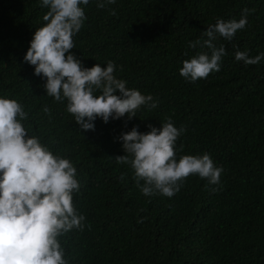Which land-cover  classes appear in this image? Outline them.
I'll return each mask as SVG.
<instances>
[{
    "label": "trees",
    "instance_id": "obj_1",
    "mask_svg": "<svg viewBox=\"0 0 264 264\" xmlns=\"http://www.w3.org/2000/svg\"><path fill=\"white\" fill-rule=\"evenodd\" d=\"M97 3L81 5L87 19L71 52L84 67L115 62L117 78L151 94L158 107L142 106L132 120L97 118L95 131H83L67 101L47 96L46 81L23 59L48 9L40 0H0V97L21 103L29 135L77 168L73 204L85 227L59 238L68 264H264V60L246 65L234 55L264 52V0ZM245 8L254 9L246 27L215 42L227 53L221 70L196 82L180 76L183 60L209 51L188 43L218 18L239 20ZM168 117L186 129L177 160L209 154L224 169L220 185L193 174L171 198L146 197L131 167L116 162L125 155L122 132L138 125L146 133Z\"/></svg>",
    "mask_w": 264,
    "mask_h": 264
},
{
    "label": "clouds",
    "instance_id": "obj_2",
    "mask_svg": "<svg viewBox=\"0 0 264 264\" xmlns=\"http://www.w3.org/2000/svg\"><path fill=\"white\" fill-rule=\"evenodd\" d=\"M115 3L98 0L97 7ZM40 4L48 11L23 59L34 67V75L46 81L43 87L47 96L57 102L67 101L66 110L81 130L95 131L97 118L105 124L125 116L132 120L142 106L158 107L151 94L128 88L127 81L117 78L115 62L84 67L71 52L75 48L73 37L87 19L81 5L87 6L89 0H40ZM110 11L116 15L115 9ZM251 11L254 9H243L239 20L218 18L201 39L190 41V49L199 46L209 51L183 60L180 76L196 82L219 72L227 53L223 44L217 46L215 42L218 38L232 41L248 24ZM234 55L246 65L264 60V52L249 57L246 51L237 50ZM43 111L50 114L48 107ZM27 118L21 103L0 97V264H68L59 238L85 227L84 215L73 204V194L80 190L77 168L69 159L53 154L38 137L30 136L22 123ZM138 127L121 133L118 139L125 155L115 160L131 167L144 196L171 198L193 174L206 179L208 185H220L224 169L216 166L209 154L183 155L177 160L176 142L186 129L177 128L170 117L160 128L148 125L150 131L146 133Z\"/></svg>",
    "mask_w": 264,
    "mask_h": 264
}]
</instances>
